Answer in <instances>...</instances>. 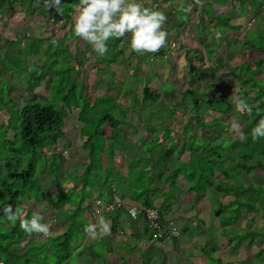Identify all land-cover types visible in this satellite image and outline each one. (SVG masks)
I'll list each match as a JSON object with an SVG mask.
<instances>
[{
    "label": "trees",
    "instance_id": "trees-1",
    "mask_svg": "<svg viewBox=\"0 0 264 264\" xmlns=\"http://www.w3.org/2000/svg\"><path fill=\"white\" fill-rule=\"evenodd\" d=\"M162 2L173 6L175 18L180 20L179 23L169 25L177 34L181 33L195 14L197 42L206 60L212 64H215L213 57L216 41H223L228 47L229 32L241 29V25L232 23V17L226 13L230 0H199V3L197 0H182L179 5L171 0ZM237 2L244 10L243 14L250 15L249 23L245 26L252 37L249 50H257L261 54L254 60L253 68H242L240 73H233L239 84L237 95L253 107V114L249 116L238 112L226 95L221 94L216 99L203 98L191 88L182 93L176 106L191 112L196 128L190 121L185 123L177 134L178 139L173 138V130L163 122L168 117L173 118L176 106L167 109L160 103V93L151 92L146 84L140 94L136 92L135 85L122 84L115 89L114 100L104 95L99 106L88 108L86 86L76 79L77 72L73 64L63 63L59 59L61 54L68 52L67 45L56 43L49 49H44L43 40L29 38L30 43L23 56H20L16 50L18 43L5 40L7 49L0 51V112L6 116L5 120H0V264H84L77 260L79 254L76 250L80 240L87 235L85 227L74 215L64 210L68 198L76 190L83 200L87 199L83 201V207L79 208L92 216H97L94 212L96 200L110 202L114 196L119 197L122 206L109 213L112 219L111 232L115 231L116 223L123 216L131 238H136L138 231H142L145 241L152 244L154 242L146 225L142 221L130 219L126 208L155 207L160 219L166 224L172 223L178 230L181 228L185 233L188 219L184 220L182 227H178L176 221H167L166 215H177L182 221L184 214L195 210L196 200L210 192L218 196L209 200L213 204L211 213L219 219L218 229L224 239L221 247L230 246L236 250L243 245L251 246L256 238L264 237V224L260 231L248 229V225L257 218L264 221V183L256 184L252 181L257 172L264 174V137L253 141L251 135L252 128L260 116L264 115V81L260 79L264 75V14H261L264 0ZM77 3L79 0H61L60 13L55 8L44 9L42 0L41 6L36 4V0H0V18L6 16L15 5L26 9L28 15L36 12L44 16L53 10L70 23V36L77 43L75 53L70 56L75 66L83 65L82 58L87 52L90 53L89 57L95 58V63L103 64L106 70L113 63L124 64L126 59L119 47L123 38L110 39L107 54L98 57L88 50V43L74 35L71 14ZM140 4L150 7L144 2ZM261 19L263 22L259 23ZM216 32L222 34L220 39L216 38ZM79 43L84 45L79 48ZM168 48L169 44L155 55H165ZM39 54L45 57L42 65L37 66L29 61L30 57H37ZM133 71L138 83L142 78L138 75L139 67L133 68ZM42 76L50 79L47 98L24 97L18 104L9 96L12 81L31 89L33 81ZM191 79V87L194 81H201L200 76H192ZM215 86L210 84L207 91H212ZM162 89L168 91L169 87L165 85ZM119 98L128 103L116 102ZM73 108L78 109V123L86 135L82 146L86 161L85 164H75L63 174L55 152L46 156L43 151L46 148L54 149L58 140L65 138L67 110ZM210 112L240 120L247 139L217 137V134H226L225 122L218 118L205 122L203 117L209 116ZM152 116L157 118L162 130L152 126L136 141L142 153L129 157L125 163L126 174L120 175L114 167L116 151L130 137L127 134L134 128L135 122L143 123ZM106 126L107 136L104 131ZM64 149H68L66 145ZM185 152L186 157L183 156ZM102 173L106 174L105 180L110 181L108 185H102L99 180ZM261 177L264 179V175ZM66 181H74L68 188L69 195L59 192L47 203L54 210L53 216L66 223L65 231L40 243L21 244L28 234L20 228L19 221L13 223L6 219L4 207L11 205L14 210L26 213L30 219L35 214L34 206L46 201L52 185H62ZM190 193L192 197L186 201L185 197ZM159 199L157 207L155 202ZM249 214L251 217L246 219ZM239 222L244 224L242 230L236 228ZM183 238L180 232L177 237L170 238L169 244L175 253L177 241ZM118 244L122 246L119 252L126 253L125 256L117 253L119 264H128V256L136 248L125 240H120ZM109 245L112 246L111 243ZM154 245L161 250L166 246ZM218 251V248L213 251L202 249L203 255L208 258L206 264H231L225 262L226 256H215L216 253L219 254ZM263 253L264 250L259 249L253 254L252 261L244 259L238 263L264 264ZM138 255L142 264H152L143 251L138 250ZM182 264L193 263L186 261Z\"/></svg>",
    "mask_w": 264,
    "mask_h": 264
},
{
    "label": "rangeland",
    "instance_id": "rangeland-1",
    "mask_svg": "<svg viewBox=\"0 0 264 264\" xmlns=\"http://www.w3.org/2000/svg\"><path fill=\"white\" fill-rule=\"evenodd\" d=\"M172 3L179 5L182 0H171ZM226 13L232 17V23L240 24L241 29L237 31H230L227 37L229 46L226 47L224 42L216 41V51L214 53V62L212 64L204 55V52L198 44V33L196 30V19L195 14L191 16L190 21L184 26L180 34H177L175 30L171 29L169 25L179 23L180 20L176 19L173 13V6L170 4L163 3L162 0H137L138 3L144 2L150 5L149 8H154L164 12L167 16V21L163 25V30L168 33L166 46L169 44V48L165 52V55H155V53H144L138 54L131 50L129 46V36L125 35L123 38L120 48L123 50V56L126 59L124 64L118 62L110 65L109 69H105L103 64L95 63L92 57H89V52L86 53L83 59V65L81 67L75 66V62L70 56L76 51V40L71 38L69 28L70 23L64 19L60 14L53 10L48 11L44 16L39 15L36 12L28 15L26 9L20 8L15 5L9 11V13L0 18V51L4 52L7 49L5 40L15 41L18 43L17 52L20 56L26 51V47L29 45V38L41 39L44 41L43 48L49 49L54 46L53 40L56 43H61L63 46L68 47V52L60 55L59 59L63 63H71L77 72L76 79L81 81L86 86L87 95V106L97 107L100 105L104 95L110 97L112 100L115 99L116 88L126 84L129 86L135 85L136 92L141 93V90L146 84L151 92L160 93V103L167 109H173L181 99L182 93L189 91L191 88L197 91L202 97L216 99L221 94L226 95L230 103L234 106L231 97L237 95L239 89L238 80L233 76L234 72L240 73L242 68H253L254 60L261 54L257 50H249V45L252 40L249 34L246 24L249 22L250 15L243 14V9L237 2V0H230ZM248 7V6H245ZM261 14H264V8L261 10ZM71 14V18H72ZM263 22V19L259 20V23ZM264 31V28H262ZM83 44L79 43V48ZM88 50L92 54L96 53L93 51L91 45L88 46ZM45 57L39 54L37 57H30L29 61L33 62L37 66L42 65ZM139 67L138 75H141V79L136 83L135 72L133 68ZM200 76L201 81H194V85H189L190 81H193L191 77ZM102 81L99 82V79ZM264 81V75L260 77ZM50 79L47 76L38 77L33 81V88L27 89L20 85L18 82H13L9 85V96L14 98L16 103H21L22 98H47L48 87ZM210 84L216 85L211 91L207 88ZM168 85V91H162V87ZM206 90V91H204ZM110 102V101H109ZM116 102L121 104H127V100L119 98ZM68 118L65 120L64 132L65 138L58 140L56 146L53 148H46L43 153L46 156H50L51 152H55L57 159L59 160L62 172L65 174L70 168L74 167L75 164H85L83 142L85 141L86 135L80 129L81 125L78 123V109L73 108L67 110ZM175 115L171 119L170 117L163 120V122L170 126L173 130V138L178 139L177 134L181 130L182 126L189 122L195 127L193 119L191 118V112L182 107H175ZM214 118H218L225 122L226 134H217V137L223 139H234L238 138L231 128V122L236 120L239 122L240 128L243 131L244 125L240 120L227 116H221L217 113L210 112L209 116L203 117L205 122H211ZM6 116L0 112V120H5ZM157 118L152 116L149 120L143 123L134 124V128L129 130L128 137L124 142V145L120 147L117 152V157L114 161V167L117 168L118 173L123 175L124 164L129 157L142 153L140 146L137 144V140L145 135V132L150 130V127L154 126L161 131V127L158 125ZM197 130V129H195ZM105 136H107L108 127H104ZM130 140V141H128ZM177 141V140H176ZM166 144V143H164ZM64 145L67 146V150L64 149ZM184 157L187 156L185 152ZM81 170V168H79ZM103 174V173H102ZM104 179L105 180V173ZM263 173L257 172L255 177L252 179L256 184L264 183V179L261 177ZM246 179V178H245ZM249 180V178H247ZM110 181L106 179L103 184H109ZM179 185L182 183L179 182ZM69 186L52 185L50 194L43 204H37L33 208L35 214L42 215L44 217L43 223L50 224V235L60 233L62 229V223L57 221L53 216V210L47 205L54 194L59 192H69ZM214 196V197H213ZM183 197V196H182ZM192 197L190 193L185 197L188 201ZM215 193H204L196 200L195 210H190L183 215V220H179L177 215H166L165 219L178 220L176 221L178 227H182L185 223L184 220L188 219L186 223V231L180 228L179 232L184 238L176 244L177 253L172 249V245L168 244L165 248L158 249L154 243L145 241V235L142 231H139L140 239L138 245L144 254L150 259L152 264H182L186 261L193 264H206L207 257L203 255L202 249L212 250L215 248L219 249V254L215 256H226L225 262L231 264H239V260L249 259L253 260L252 256L259 249L264 250V237L256 238L251 246L243 245L239 249H232L230 246L221 247L224 241L219 231V219L211 213L212 203L209 198H217ZM74 198V197H73ZM199 200V201H198ZM73 199L66 204V210L74 213L73 210L77 204ZM225 201V199H223ZM160 199L155 202L156 206L159 207ZM251 214L246 219L250 218ZM55 219V220H54ZM264 221L262 219H256L248 225V229L261 230ZM236 228L243 229L244 224L239 222L236 224ZM129 230V229H128ZM128 230L123 236L112 237L113 242L116 243L114 246L117 248L118 241H127L133 243V239L130 237ZM189 234V236H188ZM36 236L35 240L41 241V239H47L49 237L42 234L33 233L28 235L25 240L21 243L27 245V242L32 241V237ZM110 235H106L105 238H109ZM110 237V238H111ZM103 238V237H102ZM111 238V239H112ZM120 246V245H119ZM122 246L111 252L104 245L96 246V254L90 255L92 261L90 264H119L120 259L117 253L121 256H125V252L121 251ZM125 248H128L125 246ZM174 248V247H173ZM78 251V250H77ZM76 251V252H77ZM179 252V253H178ZM264 254V253H263ZM78 260V258H77ZM128 264H142V259L138 255V252H134L128 256Z\"/></svg>",
    "mask_w": 264,
    "mask_h": 264
},
{
    "label": "clouds",
    "instance_id": "clouds-1",
    "mask_svg": "<svg viewBox=\"0 0 264 264\" xmlns=\"http://www.w3.org/2000/svg\"><path fill=\"white\" fill-rule=\"evenodd\" d=\"M42 3L44 9L55 8L62 13L61 0H42ZM36 4L41 6V0H36ZM73 8L74 35L91 45L98 57L107 54L110 39L124 38L126 34L129 36L131 50L138 54H154L166 46L168 33L163 30V25L167 16L160 10L144 7L137 0H79ZM215 36L220 39L222 34L216 32ZM52 43L55 45L56 41ZM231 99L238 112L249 116L253 114V107L241 96L235 95ZM231 128L242 140L247 139L238 121L233 120ZM251 135L253 141L264 137V115L260 116L252 128ZM3 212L9 222L19 221L20 228L28 235H50L51 226L42 222V215L34 214L29 219L26 213L14 210L11 205H6ZM110 231V222L103 216L84 228V232L93 240L109 235Z\"/></svg>",
    "mask_w": 264,
    "mask_h": 264
},
{
    "label": "crops",
    "instance_id": "crops-1",
    "mask_svg": "<svg viewBox=\"0 0 264 264\" xmlns=\"http://www.w3.org/2000/svg\"><path fill=\"white\" fill-rule=\"evenodd\" d=\"M126 163V162H125ZM124 173H123V176H125V174H126V169H125V164H124ZM116 171L118 172V170H117V168H116ZM104 174V173H103ZM102 174V176H101V178H99V180L101 181V183H102V185H105V184H103L104 183V181H103V177H104V175ZM74 182V181H73ZM73 182H65V183H63L61 186H65V184L66 185H68L69 186V188L72 186V183ZM106 185H108V184H106ZM62 193V192H61ZM64 193V192H63ZM69 193L70 192H67V195H69ZM74 197V198H73ZM70 198H72L73 199V201L72 202H74L75 201V204H77V206H76V208H74V210H73V212L74 213H71V212H69V211H67L66 210V206L64 207V210L65 211H67L69 214H71V215H74L75 217H76V220H78V221H81L82 223H83V225H84V227L86 226V225H88L89 223H95L96 221H97V218L99 217V216H92L91 214H89V212L88 211H86V210H84L83 208L82 209H80L79 208V206H81V205H83V201H86L87 199L85 198L84 200L81 198V196L80 195H78V190H76V192L74 193V194H72L71 195V197ZM70 198H68V200H67V203L66 204H68V202L71 200ZM156 205V204H155ZM81 207H83V206H81ZM53 212H54V210H53ZM100 216H103V217H105L109 222H110V227H111V224H112V219L110 218V214H103V215H100ZM131 219V218H130ZM55 220V219H54ZM58 221V220H57ZM167 221H169L168 219H167ZM175 221V220H174ZM176 221H178V220H176ZM59 222H61L62 223V231L60 232V233H58V234H54L53 236H56V235H59V234H62L64 231H65V228H66V223L63 221V220H60ZM127 221H126V219L125 218H123V216L121 217V220H118V222L116 223V225H115V231L114 232H111L110 231V237L112 236L113 238L115 237H118L119 235H121V236H123V234L124 233H126V231L129 229L128 228V224L126 223ZM138 222H141V220H139ZM117 232V233H116ZM128 232H129V234H130V229L128 230ZM139 232V231H138ZM143 233V232H142ZM53 236H51V237H53ZM47 237H49V236H47ZM105 238V236L103 237V238H100V239H96V240H93V239H90L87 235H85L84 237H83V239H81L80 240V242H79V245H78V251H77V253L79 254V256H78V260L81 262V263H84V264H90L89 263V261H92V258H91V256L90 255H92V254H96V246H98V245H104V243H105V247H106V249L108 248L111 252H116L115 250H120V249H117V248H119L120 246H119V244H117V248L114 246V244L116 245V243L115 242H113V238L111 239V238ZM35 238H36V236L34 235L33 237H32V241H29V242H27V244H35V243H40L41 241H43L44 239L42 238L41 239V241H36L35 240ZM50 238V237H49ZM114 238V239H115ZM133 239V243H131V245H132V247H134V248H136V250L134 251V252H138V250H140L141 252H142V250H141V248L139 247V245H138V240L140 239V234L136 237V238H132ZM182 239H180V240H178L177 241V245L179 244V242L181 241ZM119 242V241H118ZM109 243H111L112 244V246L110 247V245H109ZM127 247H129V246H127ZM133 252V253H134ZM132 253V254H133ZM177 253V252H176ZM179 253V252H178Z\"/></svg>",
    "mask_w": 264,
    "mask_h": 264
},
{
    "label": "built area",
    "instance_id": "built-area-1",
    "mask_svg": "<svg viewBox=\"0 0 264 264\" xmlns=\"http://www.w3.org/2000/svg\"><path fill=\"white\" fill-rule=\"evenodd\" d=\"M121 206L122 201L120 198L114 196V199L110 202L96 200L94 203V212L97 216H100L103 214H109ZM126 212L132 220H141L146 225L152 241L157 245L167 246L170 238L179 235V230L173 226L172 223L166 224L160 219L158 209L155 207H147L144 209L128 207L126 208Z\"/></svg>",
    "mask_w": 264,
    "mask_h": 264
}]
</instances>
